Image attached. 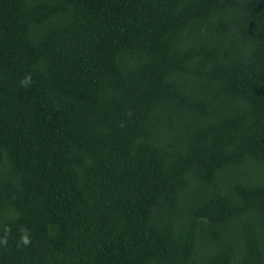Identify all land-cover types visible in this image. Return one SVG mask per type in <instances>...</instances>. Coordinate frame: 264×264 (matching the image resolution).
<instances>
[{
	"label": "trees",
	"instance_id": "1",
	"mask_svg": "<svg viewBox=\"0 0 264 264\" xmlns=\"http://www.w3.org/2000/svg\"><path fill=\"white\" fill-rule=\"evenodd\" d=\"M0 264H264V0H0Z\"/></svg>",
	"mask_w": 264,
	"mask_h": 264
},
{
	"label": "clouds",
	"instance_id": "2",
	"mask_svg": "<svg viewBox=\"0 0 264 264\" xmlns=\"http://www.w3.org/2000/svg\"><path fill=\"white\" fill-rule=\"evenodd\" d=\"M27 242H28V241H27V239L25 238V239H24V243H27Z\"/></svg>",
	"mask_w": 264,
	"mask_h": 264
}]
</instances>
